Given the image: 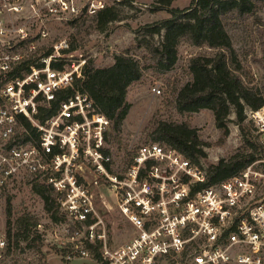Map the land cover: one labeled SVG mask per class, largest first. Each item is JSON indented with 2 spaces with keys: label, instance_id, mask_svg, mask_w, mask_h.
<instances>
[{
  "label": "built area",
  "instance_id": "1",
  "mask_svg": "<svg viewBox=\"0 0 264 264\" xmlns=\"http://www.w3.org/2000/svg\"><path fill=\"white\" fill-rule=\"evenodd\" d=\"M107 7L105 0H0V186L21 178L53 188L75 229L69 261L101 243L102 264H264V158L208 185L207 170L173 147L149 142L120 156L110 120L80 91L38 120L42 106L84 77L87 61L74 57L67 39L43 47L51 23ZM248 115L264 145V106ZM103 187L134 229L114 249L99 228L95 198Z\"/></svg>",
  "mask_w": 264,
  "mask_h": 264
},
{
  "label": "rangeland",
  "instance_id": "2",
  "mask_svg": "<svg viewBox=\"0 0 264 264\" xmlns=\"http://www.w3.org/2000/svg\"><path fill=\"white\" fill-rule=\"evenodd\" d=\"M105 1L108 7L115 8L117 20L101 27L95 22L96 16L88 14L77 15L78 18L70 21L57 20L51 23L52 34L43 47L67 39L75 58L83 56L86 60L92 59L97 67L113 65L115 55L122 53L132 55L144 67L141 81L133 84L128 91L130 111L123 129L115 140L116 134L113 133L112 137L110 135L112 148L119 150L120 156H123L130 147L135 149L149 143L147 127L155 119H162L187 122L198 130L200 138L208 144L204 147L206 157L200 159V165L206 170L211 164L228 159L237 152L242 146V134L235 113L232 112L229 117L230 132L225 138L223 132L217 129L210 110L181 116L173 107L176 91L190 80L187 71L189 59L197 54L212 53L213 50L197 48L184 41L179 46L175 67L167 73L156 72L152 69L150 55L138 45V41L146 37L155 46L160 45L164 30L160 35H146L144 30L146 26L154 27L169 18L168 10H158L154 0ZM190 3L191 0H177L170 8L184 9ZM228 33L237 52L241 72L248 74L252 80L250 85L257 86L264 94V6L253 16L232 21ZM154 88L161 92H154ZM249 110H245L246 120L243 125L249 133V139L262 146V133L250 119ZM262 153L264 155V148ZM102 193L104 197L95 198L98 215L102 220L99 228L106 233L107 246L114 249L128 242L134 235V229L119 213L113 192L103 187ZM23 213L38 221L36 227L29 229L30 234L21 230L23 226L19 229L18 218ZM64 218L59 223L51 221L44 211V203L32 191V184L27 179L18 178L9 181L5 188L0 187V264H102V261L92 258L91 250L88 258L67 260L70 236L75 229L73 223ZM10 229L11 237L15 240L11 245L8 236Z\"/></svg>",
  "mask_w": 264,
  "mask_h": 264
},
{
  "label": "trees",
  "instance_id": "3",
  "mask_svg": "<svg viewBox=\"0 0 264 264\" xmlns=\"http://www.w3.org/2000/svg\"><path fill=\"white\" fill-rule=\"evenodd\" d=\"M175 1L154 0L158 10L167 9L170 14L169 18L154 27L146 26L144 30L146 35H160L164 30L160 45L155 46L146 37L141 38L138 45L147 51L153 63L152 69L159 73H167L175 67L179 46L184 41L197 48L213 50L212 53L197 54L189 59L187 71L190 80L176 91L173 101L175 111L181 116L210 110L217 129L223 132L225 138L230 132L228 122L231 113L237 116L242 146L228 159L207 168V184L213 185L237 175L249 164L264 158V146L250 140L243 125L246 108L260 110L264 106V94L257 86L250 85L252 80L248 74L241 72L238 55L228 33L232 21L255 15L264 6V0H191L187 8H170ZM114 9L113 6L107 7L96 15L98 27L117 20ZM143 70L139 60L128 53L115 55L114 64L109 67H97L94 60H87L84 77L75 80L72 87L58 92L56 100L50 105L42 106L38 120L43 123L59 110L64 99L80 91L90 97L98 113L110 120L112 132L109 141L113 133L116 134L115 140L130 111L128 91L133 84L141 81ZM147 128L150 142L173 147L196 165H200V159L206 157L204 147L208 144L200 138L198 130L187 122L155 119ZM28 182L44 203V211L51 221L62 222L65 216L59 209L53 188L38 181ZM8 209L11 215V206ZM8 224H11L10 221ZM37 224L38 221L27 213L18 218L19 229L23 226L21 230L27 234ZM8 236L11 245L14 240L11 229ZM88 249L95 261H102L101 243L96 246L88 244Z\"/></svg>",
  "mask_w": 264,
  "mask_h": 264
}]
</instances>
